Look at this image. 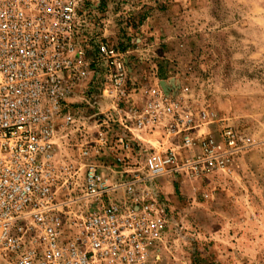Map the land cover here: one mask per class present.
I'll use <instances>...</instances> for the list:
<instances>
[{
	"label": "built area",
	"instance_id": "1",
	"mask_svg": "<svg viewBox=\"0 0 264 264\" xmlns=\"http://www.w3.org/2000/svg\"><path fill=\"white\" fill-rule=\"evenodd\" d=\"M89 3L0 0V264H159L164 183L230 176L252 145Z\"/></svg>",
	"mask_w": 264,
	"mask_h": 264
},
{
	"label": "rangeland",
	"instance_id": "2",
	"mask_svg": "<svg viewBox=\"0 0 264 264\" xmlns=\"http://www.w3.org/2000/svg\"><path fill=\"white\" fill-rule=\"evenodd\" d=\"M107 1L120 12L111 42L130 47L121 34L143 27L142 44L153 46L142 53L143 68L156 64L160 79L178 77L194 106L214 109L252 143L230 176L164 183L159 264H264V0Z\"/></svg>",
	"mask_w": 264,
	"mask_h": 264
},
{
	"label": "crops",
	"instance_id": "3",
	"mask_svg": "<svg viewBox=\"0 0 264 264\" xmlns=\"http://www.w3.org/2000/svg\"><path fill=\"white\" fill-rule=\"evenodd\" d=\"M89 6L92 8V22L93 26L92 29L94 32L98 34H103L104 37L108 38V40H111L113 35L117 32H119L120 27H118L117 30L114 29L115 25L112 23H116V20L114 21V17H119L120 12L112 11L110 8L112 7L111 1L107 0H90ZM106 27L104 30L103 27ZM117 31V32H116ZM122 37H129L130 42L134 39H138L137 46L132 47L138 51L139 54L151 52L152 45L142 44L144 42L145 35H147L143 31V27L139 30L138 33L131 35V34H121ZM127 38V39H129ZM137 55V54H135ZM144 56V55H143ZM159 70V68H158ZM160 73V72H159Z\"/></svg>",
	"mask_w": 264,
	"mask_h": 264
},
{
	"label": "water",
	"instance_id": "4",
	"mask_svg": "<svg viewBox=\"0 0 264 264\" xmlns=\"http://www.w3.org/2000/svg\"><path fill=\"white\" fill-rule=\"evenodd\" d=\"M163 83H165V82H163Z\"/></svg>",
	"mask_w": 264,
	"mask_h": 264
}]
</instances>
